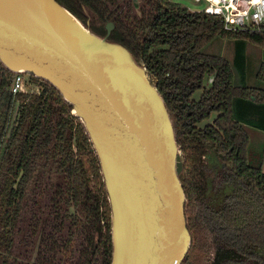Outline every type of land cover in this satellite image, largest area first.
Segmentation results:
<instances>
[{
    "label": "trees",
    "instance_id": "trees-1",
    "mask_svg": "<svg viewBox=\"0 0 264 264\" xmlns=\"http://www.w3.org/2000/svg\"><path fill=\"white\" fill-rule=\"evenodd\" d=\"M56 1L84 23L87 11L92 28L112 20L113 37L156 83L184 157L191 244L182 264H203L210 246L211 264H264V174L261 162H248L249 135L235 117L236 109L253 107L264 130V88L235 84L227 59L202 52L220 37L248 41L264 55V25L227 31L217 16L170 0H146L141 14L122 17L102 14L101 5L112 0ZM12 76L0 64V264H27L39 233L35 264H110L109 202L81 121L42 79H35L39 94L13 96ZM255 78L264 82V60ZM198 89L200 98L192 100ZM212 113L213 123L199 128Z\"/></svg>",
    "mask_w": 264,
    "mask_h": 264
},
{
    "label": "water",
    "instance_id": "water-1",
    "mask_svg": "<svg viewBox=\"0 0 264 264\" xmlns=\"http://www.w3.org/2000/svg\"><path fill=\"white\" fill-rule=\"evenodd\" d=\"M85 13L86 23L56 0H0V64L49 83L81 121L109 202L110 264H182L191 236L170 115L142 61L113 37L114 22L92 28ZM17 112L18 103L8 135Z\"/></svg>",
    "mask_w": 264,
    "mask_h": 264
},
{
    "label": "rangeland",
    "instance_id": "rangeland-1",
    "mask_svg": "<svg viewBox=\"0 0 264 264\" xmlns=\"http://www.w3.org/2000/svg\"><path fill=\"white\" fill-rule=\"evenodd\" d=\"M174 3H179L187 7L191 11H200L204 8V2H194L193 0H170ZM122 7L123 5L120 4ZM136 12V9L134 8ZM203 53L217 54L227 59L234 70V83L237 85L256 86L264 88V82H259L255 78V72L261 61L264 60L263 50L261 47L252 44L248 41L235 40L233 38H220L216 37L210 41L203 49ZM237 56V57H236ZM32 83L37 84L34 80ZM209 85L207 78L205 86ZM31 87V85H29ZM202 90H196L191 99L197 101L201 96ZM236 106L238 104L236 103ZM254 111L255 108L251 107ZM248 112L242 109L239 114L238 109L235 110V117L240 121L243 127L246 129L249 135V144L247 148L248 162L250 165L257 166L263 158L264 153V130L260 129V114L258 112ZM216 117V113H212L209 118L202 120L197 124L199 128H203L205 125L212 124ZM18 237L16 238L15 256L17 260H25L23 256L19 259L22 253L20 244H17ZM210 243V239L208 237ZM213 248L210 246L204 255L203 264H211L213 260Z\"/></svg>",
    "mask_w": 264,
    "mask_h": 264
},
{
    "label": "built area",
    "instance_id": "built-area-1",
    "mask_svg": "<svg viewBox=\"0 0 264 264\" xmlns=\"http://www.w3.org/2000/svg\"><path fill=\"white\" fill-rule=\"evenodd\" d=\"M204 2L205 6L198 12L217 16L223 28L227 31L259 29L264 25V0H193ZM37 77L27 72L13 73L10 90L13 96L17 94H39L41 86ZM34 80L37 84L32 83ZM212 81L209 78V83ZM31 85V87H29ZM261 171L264 174V157L261 161Z\"/></svg>",
    "mask_w": 264,
    "mask_h": 264
},
{
    "label": "flooded vegetation",
    "instance_id": "flooded-vegetation-1",
    "mask_svg": "<svg viewBox=\"0 0 264 264\" xmlns=\"http://www.w3.org/2000/svg\"><path fill=\"white\" fill-rule=\"evenodd\" d=\"M89 1L91 3H95L98 0H89ZM120 4H122L123 6L121 7ZM134 5H136L138 9V14L139 13L141 14L144 8H149L150 6L149 4H147L146 0H112L111 2H108L107 4L101 5L100 9L103 12L102 14L104 16H107V15L109 17H113L115 15L120 16V17L125 16V15L133 16L134 13L136 14V12L134 11ZM23 251L24 249H22V253L19 256V259L22 258L21 256H23ZM32 252H33V249H32Z\"/></svg>",
    "mask_w": 264,
    "mask_h": 264
}]
</instances>
